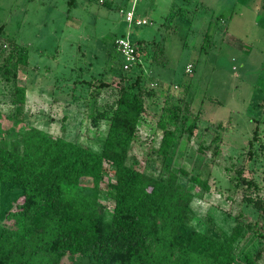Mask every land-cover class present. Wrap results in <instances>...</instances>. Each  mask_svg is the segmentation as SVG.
<instances>
[{
	"label": "rangeland",
	"instance_id": "374dc122",
	"mask_svg": "<svg viewBox=\"0 0 264 264\" xmlns=\"http://www.w3.org/2000/svg\"><path fill=\"white\" fill-rule=\"evenodd\" d=\"M67 1L0 0V64L16 46L26 60L9 81L0 71V140L8 143L35 126L98 152L122 72L113 38L158 41L165 62L153 64L151 56L140 60L144 102L129 162L157 173L153 149L161 133L156 122L184 101L191 114L186 124L196 128L180 136L173 165L206 179L208 186L203 191L180 178L194 193L188 225L222 237L236 221L252 223L257 214L244 204H249L246 196L264 204V0H106L110 7L104 0ZM126 11L132 21L124 19ZM133 71L136 75L138 68ZM14 83L25 88L22 105L10 103ZM219 122L228 124L216 132L221 136L216 153L211 138ZM111 171L104 162L99 200L106 215L112 201L104 183ZM21 191L18 184H0V223ZM257 224L264 233V213ZM251 238L245 233L238 247L255 250L258 243L249 246ZM234 257L233 264H241L237 252ZM256 262L264 264V243ZM61 264L89 263L66 254Z\"/></svg>",
	"mask_w": 264,
	"mask_h": 264
},
{
	"label": "trees",
	"instance_id": "16d2710c",
	"mask_svg": "<svg viewBox=\"0 0 264 264\" xmlns=\"http://www.w3.org/2000/svg\"><path fill=\"white\" fill-rule=\"evenodd\" d=\"M103 3L110 7L108 1ZM132 45L136 60L123 70L112 41L124 73L117 81L118 96L98 152L35 126L8 143L0 140V184L22 188L15 207L0 223V264H61L66 254L85 257L89 264H233L236 252L241 264H258L264 243L263 226L257 224L264 213L262 201L246 196L249 204H244L256 212V219L246 224L236 221L222 237L188 225L194 193L180 178L208 190L206 179L173 165L180 136H190L196 128L194 123L186 124L191 116L188 104L183 101L180 107L167 108V116L156 122L161 133L153 149L159 161L156 174L129 162L144 102L140 60L151 56L153 64L165 62L158 41L139 40ZM151 45L152 51L147 49ZM25 64L23 49L16 46L1 61L4 80L14 78L18 66ZM135 67L138 71L131 75ZM24 91V86L14 83L10 103L22 105ZM227 124H214L211 140L216 142V153L221 140L216 132ZM256 137L254 129L247 143L250 148ZM251 155L248 149L247 156ZM104 162L112 166L104 183L105 195L112 201L109 215L99 200ZM245 233L252 237L249 246L258 243L255 250L238 247Z\"/></svg>",
	"mask_w": 264,
	"mask_h": 264
},
{
	"label": "built area",
	"instance_id": "2783aa9c",
	"mask_svg": "<svg viewBox=\"0 0 264 264\" xmlns=\"http://www.w3.org/2000/svg\"><path fill=\"white\" fill-rule=\"evenodd\" d=\"M124 19L126 21H132V13L126 11L124 14ZM136 24H142L145 21L143 19H136L134 21ZM116 51L120 54L122 58L121 68L127 70L136 60V51L135 47L123 37H116L113 40ZM190 65L186 66V71H189Z\"/></svg>",
	"mask_w": 264,
	"mask_h": 264
}]
</instances>
